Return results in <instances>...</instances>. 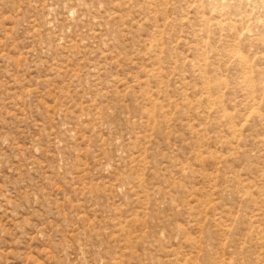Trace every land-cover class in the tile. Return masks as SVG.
I'll return each mask as SVG.
<instances>
[{
  "label": "rangeland",
  "instance_id": "374dc122",
  "mask_svg": "<svg viewBox=\"0 0 264 264\" xmlns=\"http://www.w3.org/2000/svg\"><path fill=\"white\" fill-rule=\"evenodd\" d=\"M0 264H264V0H0Z\"/></svg>",
  "mask_w": 264,
  "mask_h": 264
}]
</instances>
